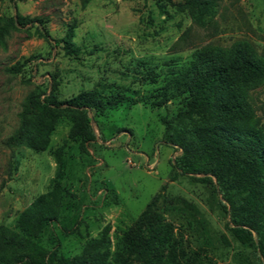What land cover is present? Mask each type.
I'll list each match as a JSON object with an SVG mask.
<instances>
[{"label": "rangeland", "instance_id": "rangeland-1", "mask_svg": "<svg viewBox=\"0 0 264 264\" xmlns=\"http://www.w3.org/2000/svg\"><path fill=\"white\" fill-rule=\"evenodd\" d=\"M179 1L0 0V16L37 18L42 28L27 23L0 43V225L17 230L19 213L52 188L59 171L65 208L40 236L49 264H72L85 253L116 264V240L154 196L172 236L197 252V264H259L253 244L227 229L221 206L227 204L213 184L172 165L180 143L165 139V131L176 140L211 121L182 115L177 99L107 108L93 117L95 137L88 141L69 139L71 119L62 116L42 151L4 143L27 94L47 92L51 78L60 101L96 85L141 96L161 83L167 63L182 66L196 49L243 46L264 62V0H215L202 23L177 10ZM14 64L19 71H5ZM246 100L250 125L264 129V80L246 91Z\"/></svg>", "mask_w": 264, "mask_h": 264}, {"label": "trees", "instance_id": "trees-1", "mask_svg": "<svg viewBox=\"0 0 264 264\" xmlns=\"http://www.w3.org/2000/svg\"><path fill=\"white\" fill-rule=\"evenodd\" d=\"M215 2L182 0L173 6L202 23ZM34 22L41 30L40 19L26 20L16 14L8 18L0 16V43L11 30ZM41 34L47 37L46 31ZM5 71L16 73L19 65L6 67ZM263 80L264 62L253 58L243 46L228 51L196 49L182 66L175 67L169 62L162 72L161 83L141 96L126 94L118 87L96 85L60 101L55 97V82L51 78L47 92L27 94L18 113V126L4 143L8 147L22 144L42 151L62 116L71 119L69 139L88 141L95 137L93 117L107 108L147 101L153 107H160L177 99L182 104V115L195 113L211 121L188 136L178 134L176 140L165 131V139L180 143L181 151L172 160L173 167L194 180L213 184L227 204L221 205L228 214L227 229L238 242L253 244L259 264H264V129L250 125L252 110L246 100V91ZM61 152L62 147L54 151L57 165ZM57 178L59 171L52 188L19 213L17 230L0 225V264H49V252L40 236L61 217L65 208L64 191ZM195 254L196 251L186 250L172 236L154 196L116 240L112 259L116 264H134V261L197 264ZM72 264H107V261L85 253L75 256Z\"/></svg>", "mask_w": 264, "mask_h": 264}]
</instances>
